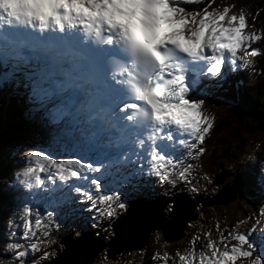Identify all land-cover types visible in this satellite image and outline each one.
<instances>
[{"label":"clouds","instance_id":"obj_1","mask_svg":"<svg viewBox=\"0 0 264 264\" xmlns=\"http://www.w3.org/2000/svg\"><path fill=\"white\" fill-rule=\"evenodd\" d=\"M193 2L0 0V92L22 99L23 117L44 132L42 143L7 149L11 169L0 180L18 201L6 223L19 221L28 247L44 249L34 264H52L67 252L65 243L47 250L55 243L49 225L75 242L87 231L96 239L94 230L106 223L104 239L111 241L132 200L161 198L160 215L169 219L175 212L173 197L197 194L199 186L178 187L167 167L171 159L153 145L171 140L173 132L199 141L210 131L212 117L203 98L189 96L187 73L197 71L190 64L203 62L199 75L216 78L226 53L233 73L237 60L241 71L250 61L247 54L238 55L249 39L244 15L183 6ZM256 158L250 155L239 164ZM257 167L255 191L264 196V157ZM236 172L237 167L231 169L233 179ZM184 178L181 172L179 179ZM30 216L35 217L31 227ZM37 228L47 238L40 244L32 240H40ZM235 239L245 242L243 235ZM8 247L21 250L0 264L16 259L25 264V245ZM234 250L239 252L237 246ZM204 259L207 264L232 260L227 251ZM94 260V251L87 259L74 252L64 264ZM248 264H260V256Z\"/></svg>","mask_w":264,"mask_h":264},{"label":"rangeland","instance_id":"obj_2","mask_svg":"<svg viewBox=\"0 0 264 264\" xmlns=\"http://www.w3.org/2000/svg\"><path fill=\"white\" fill-rule=\"evenodd\" d=\"M183 6L187 10L196 12L203 9L211 11L213 8L223 11L227 7L228 13L243 14L246 30H255L253 36L257 39L253 40L250 37L242 50L238 51V55L244 57L247 54L246 58L249 60L253 49L258 51L264 48V19L260 14L264 10V0H211V3H209V0H194L193 3H185ZM261 31L262 33H260ZM230 63L227 60L224 69L222 68L221 73L216 78L205 81L206 91L189 94L190 98H203V106L212 117V124L209 126L210 132L204 134L203 140L197 141L195 137L192 138L187 134L173 132L171 140H159L153 146L166 159H171L172 163L167 167L171 169L170 178L177 179L178 187L191 188L199 186V190L193 198L198 196L212 198L224 186L229 187L236 178H241L243 187L238 191L235 199L227 204L212 206H202L200 202L195 203L194 213L196 218L187 223L183 237L176 242H165L161 231L151 230L148 244L142 249L121 252L112 258H107L106 250L103 249L95 257L94 264H189V262L190 264H202V262L207 264L205 257L211 259L212 252L224 251H227L230 259H232L230 264H248V261L257 255L260 256V264H264V240L260 237L263 227L258 233L256 231H248L247 233L243 230L255 219L257 226H260L261 222H263L261 226L264 225V219H261L263 216L260 204L264 200V196L258 195L255 191L257 178L251 179V185L248 178H246L251 167L256 168L259 162L239 164L244 160L245 155L252 154L260 158L264 154V132H246L248 130L246 126L249 127L250 124L257 123V120H255L254 109L244 101L240 92L239 85L242 77V73L238 68L240 61H236L237 71L235 73L231 71ZM0 102L7 106V111L4 116H1V123L7 125L10 122L27 121L22 115L24 108L22 99L18 102L17 97L9 96L7 91H3L0 92ZM239 115L242 116L240 119L238 118ZM234 118L239 121L238 132L241 139L238 140L235 146L231 147L230 154H234L232 159H223L222 168L218 169L216 162L210 164L213 138L226 123L232 122ZM181 141H184V143H181ZM257 143L260 145L259 149L255 147ZM15 144H20V142L0 145V167L9 162L6 152L10 146ZM192 144H196L195 149L191 147ZM201 148L204 149L203 152H200ZM235 167H237V172L235 179H233L231 169ZM181 172L184 173L185 178L183 180L179 179ZM218 176L222 177V181L212 184L213 179ZM204 177H207V180ZM165 187H168V185H165ZM0 194V260L13 259L15 252L21 249H10L8 246L21 243L25 245L26 249V255L23 258L25 264H34L42 255L44 249L33 252L28 247L27 238L23 235V229L19 221L12 225L6 223L5 217L12 212L18 201L14 199L13 190L7 188L3 183H0ZM28 219L31 227L34 224L35 217L30 216ZM240 226L244 227L241 229ZM49 227L52 228L50 235L55 240V243H52L47 249L51 251L52 249H58L60 236L57 234L55 227L52 225H49ZM104 227H106V223L103 227L98 224L94 231L98 235H106L103 230ZM87 232L92 234L91 231ZM251 233H255L254 236H257V240L250 243L248 234L251 235ZM36 235L40 237V240H37L36 237H33L32 240L38 244L47 239L41 235L39 228H37ZM239 235L245 237L243 244L235 239ZM103 240L104 242L108 241L104 238ZM209 241L212 242L211 248L208 247ZM248 244H251L252 248H248ZM233 246L239 248L238 253L232 252ZM244 251L250 252L251 256L244 257ZM181 256L184 257L183 260L180 259ZM14 264H20L19 259H16Z\"/></svg>","mask_w":264,"mask_h":264},{"label":"water","instance_id":"obj_3","mask_svg":"<svg viewBox=\"0 0 264 264\" xmlns=\"http://www.w3.org/2000/svg\"><path fill=\"white\" fill-rule=\"evenodd\" d=\"M222 181V177L213 179L212 184ZM243 187V180L236 178L233 183L227 187L224 186L212 198L189 199L184 195L173 197L176 201L175 212L171 218L164 219L160 215L162 207L161 198L148 202L143 199H134L131 201V207L127 217L121 218L114 228L117 231V237L111 241L104 242V234H99L96 239L92 238L90 232H85L83 238L73 242L70 235L60 237L59 243L67 245V252L59 256L52 264H64L70 259L75 252L82 258H89L91 252H95V257L103 249L106 250L107 258H112L121 252L139 250L148 244L151 230L161 231L162 238L165 242H172L183 237L185 226L191 220H195L194 205L200 202L202 206H212L217 204H227L235 199L238 191Z\"/></svg>","mask_w":264,"mask_h":264},{"label":"trees","instance_id":"obj_4","mask_svg":"<svg viewBox=\"0 0 264 264\" xmlns=\"http://www.w3.org/2000/svg\"><path fill=\"white\" fill-rule=\"evenodd\" d=\"M260 14H262V18L264 19V10ZM249 61V65L244 70H240L242 77L239 88L244 101L254 109V116L256 117L255 120H257V123H252L249 127L246 126L248 129L246 132H264V48L259 49L255 55L251 54ZM6 111V104L0 102V145L13 144L16 141L20 143L26 142L27 144L43 142L44 132L33 121H15L7 125L1 123V116H4ZM241 117L239 115L238 118L240 119ZM226 124L214 136L212 142L213 147L210 151V164H215L216 162L218 169L222 168L223 159H232L234 154H230L231 147L235 146L238 140L241 139L238 132L239 121L234 118L232 122ZM10 169V162L0 167V180L7 179L6 176L10 172ZM250 193L253 194V192Z\"/></svg>","mask_w":264,"mask_h":264},{"label":"bare ground","instance_id":"obj_5","mask_svg":"<svg viewBox=\"0 0 264 264\" xmlns=\"http://www.w3.org/2000/svg\"><path fill=\"white\" fill-rule=\"evenodd\" d=\"M231 13H233V15H236V13L235 12H231ZM231 13H228L227 15H231ZM237 17H239V15H236ZM245 26H246V22H245ZM244 32L248 35V37L250 38V37H252L253 35H254V33H255V30H246V27L244 28ZM244 45L245 44H243L242 45V48L244 47ZM226 60H227V58H226ZM225 60V61H226ZM224 65H225V62H224ZM224 67V66H223ZM224 69V68H223ZM212 77L211 76H209V77H206V79L205 80H209L210 81V79H211ZM251 80V79H250ZM203 84H201L199 87H198V89H200L201 91L200 92H204V91H206L207 90V88H206V86L204 85L205 84V81H203L202 82ZM209 90V89H208ZM196 91V89H194V91L193 92H189V94L191 95L192 93H194ZM214 115V114H213ZM210 132V131H209ZM179 138V137H178ZM193 138V137H192ZM250 155H252V154H249V155H245L244 156V160H246ZM255 156H257V155H255ZM261 157H264V154L261 156ZM261 157L259 158L258 156H257V158H256V162H259L260 161V159H261ZM243 160V161H244ZM246 163V162H245ZM244 164V163H243ZM259 164V163H258ZM258 164L256 165V168L255 167H251V169H250V173H248V175H247V177L246 178H248V182H250L251 181V179L252 178H257V176H258V170H257V166H258ZM240 165H242V164H240ZM253 174H254V176H253ZM251 176H253V177H251ZM250 177V178H249ZM261 179H264V178H261ZM250 185H251V182H250ZM253 185V184H252ZM198 186V185H197ZM261 210H262V220L264 219V205H261ZM262 220H260V221H262ZM245 221V220H244ZM256 219L255 220H253L252 222H251V224H249L248 226H240L241 227V229L244 227V229L243 230H245L247 233H248V231H250V232H259V230L261 229V227H263V230H262V234L260 235V234H258V235H260V237L264 240V225L263 226H261L262 225V223L263 222H261V225L260 226H257L256 225ZM264 221V220H263ZM232 225V224H231ZM256 225V226H255ZM255 235V233H251V235H249L248 234V241L251 243V242H253V241H256L257 240V236H254ZM256 243H258V242H256ZM258 248V247H257Z\"/></svg>","mask_w":264,"mask_h":264},{"label":"snow or ice","instance_id":"obj_6","mask_svg":"<svg viewBox=\"0 0 264 264\" xmlns=\"http://www.w3.org/2000/svg\"><path fill=\"white\" fill-rule=\"evenodd\" d=\"M224 10H225V12H227V11H228V9H227V8H225ZM251 38H252L253 40L257 39V37H255V36H253V37H251ZM255 54H256V52H253V55H255ZM209 246H212V242L210 243V245H209ZM234 252H235V250H234ZM180 259H181V260H183V259H184V257H183V256H181V257H180Z\"/></svg>","mask_w":264,"mask_h":264}]
</instances>
